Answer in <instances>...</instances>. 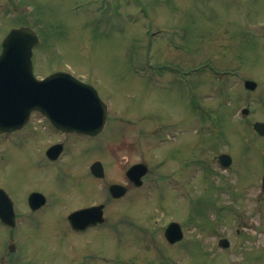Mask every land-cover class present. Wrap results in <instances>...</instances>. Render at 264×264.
Instances as JSON below:
<instances>
[{
  "label": "rangeland",
  "instance_id": "obj_1",
  "mask_svg": "<svg viewBox=\"0 0 264 264\" xmlns=\"http://www.w3.org/2000/svg\"><path fill=\"white\" fill-rule=\"evenodd\" d=\"M20 26L39 38L38 78L67 70L108 113L94 138L59 134L39 114L1 137L16 226L8 240L0 225V264H264V138L252 130L264 122V0H0V43ZM54 143L64 153L48 164ZM94 161L103 179L90 175ZM138 163L143 186L112 200L108 185L128 187ZM33 191L46 204L30 215ZM93 204L103 224L72 232L67 215ZM172 221L184 233L175 245L163 234Z\"/></svg>",
  "mask_w": 264,
  "mask_h": 264
},
{
  "label": "water",
  "instance_id": "obj_2",
  "mask_svg": "<svg viewBox=\"0 0 264 264\" xmlns=\"http://www.w3.org/2000/svg\"><path fill=\"white\" fill-rule=\"evenodd\" d=\"M37 44V35L28 27L10 30L1 43L0 133L20 129L28 121L32 111H39L56 129L97 135L106 121V105L91 85L78 81L68 73L56 72L37 80L33 76L31 63L32 49ZM245 84L250 89L256 86L249 81ZM247 112L245 109L242 111L244 116ZM253 128L259 135H264V123L256 122ZM61 148V145H54L46 154L54 159L61 152ZM229 159L226 155L220 156L223 166L230 163ZM90 171L97 178L104 176L99 162H94ZM146 172L147 167L144 164H136L126 171V177L134 185L140 186L141 177ZM108 191L113 198H120L126 193V189L120 185H110ZM44 203L45 198L40 193L33 192L28 196L31 210L38 209ZM0 220L9 227L15 225L13 203L3 189H0ZM67 221L74 230L101 223L103 205L77 210L67 216ZM163 234L170 243L182 238L177 223H170ZM227 245V241H219V246ZM10 251H13V247H10Z\"/></svg>",
  "mask_w": 264,
  "mask_h": 264
},
{
  "label": "flooded vegetation",
  "instance_id": "obj_3",
  "mask_svg": "<svg viewBox=\"0 0 264 264\" xmlns=\"http://www.w3.org/2000/svg\"><path fill=\"white\" fill-rule=\"evenodd\" d=\"M48 163H52V162H48ZM31 214H34V213H36V211H34V212H30ZM68 227H69V225H68ZM98 228V226H96V227H91V228H87L86 230H84V231H73V230H71L70 229V227H69V229L72 231V232H74V233H76V234H82V233H85L86 231H88L89 229H97ZM8 230H11V231H8V235H9V237H8V240L9 239H12L13 238V235H12V231L15 229V228H12V229H10V228H7ZM11 245V244H10ZM7 247H9V246H7Z\"/></svg>",
  "mask_w": 264,
  "mask_h": 264
}]
</instances>
